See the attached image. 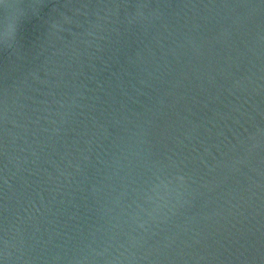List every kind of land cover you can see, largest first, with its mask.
<instances>
[{
	"label": "water",
	"instance_id": "water-1",
	"mask_svg": "<svg viewBox=\"0 0 264 264\" xmlns=\"http://www.w3.org/2000/svg\"><path fill=\"white\" fill-rule=\"evenodd\" d=\"M0 264H264V0H0Z\"/></svg>",
	"mask_w": 264,
	"mask_h": 264
}]
</instances>
